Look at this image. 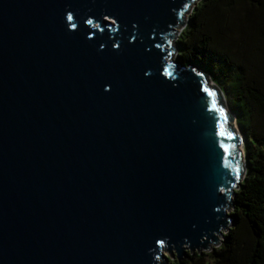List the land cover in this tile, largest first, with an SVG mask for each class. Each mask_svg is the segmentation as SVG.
Instances as JSON below:
<instances>
[{"label":"water","instance_id":"obj_1","mask_svg":"<svg viewBox=\"0 0 264 264\" xmlns=\"http://www.w3.org/2000/svg\"><path fill=\"white\" fill-rule=\"evenodd\" d=\"M200 1L0 0V264L221 246L247 137L211 75L173 59Z\"/></svg>","mask_w":264,"mask_h":264},{"label":"trees","instance_id":"obj_2","mask_svg":"<svg viewBox=\"0 0 264 264\" xmlns=\"http://www.w3.org/2000/svg\"><path fill=\"white\" fill-rule=\"evenodd\" d=\"M177 45L187 67H208L213 82L233 85V110L247 137L234 225L219 248L182 264H264V0H201Z\"/></svg>","mask_w":264,"mask_h":264},{"label":"rangeland","instance_id":"obj_3","mask_svg":"<svg viewBox=\"0 0 264 264\" xmlns=\"http://www.w3.org/2000/svg\"><path fill=\"white\" fill-rule=\"evenodd\" d=\"M191 14H192V13H190L189 15H187V18H189ZM182 32H183V31H181V34H182ZM181 34H180V35H181ZM180 35H178V39H179ZM178 39H177V41H178ZM173 59H174V60H178V54H177V53L175 54V56H174ZM204 71L209 72V68H208V67H207V68L205 67ZM209 82H210L209 84H210L211 86L218 87V88L220 89L221 96H222V99H223V102H224L226 108H227L228 111H229L230 113H232V114L234 115V117H235V121H234L233 124H232V122H231V125H232V126L234 125V127H235L240 133H242V131H241V129H240L238 123H237V117H236V114H235V112H234V110H233V107H234V99H235V89H234L233 85H232L230 82H228V81H226V82L223 81V82H220V83H215V82L209 80ZM242 134H243V133H242ZM242 148L245 149V144L242 145ZM231 212H232V210H230V213H231ZM188 254H190L189 251H188ZM197 254H198V253H196L194 256H197ZM205 254H207V253H205ZM203 255H204V254H203ZM164 256L168 259L167 264H178V260H177V258H176V257H173V259H172L171 256H170V254H169V252L164 251ZM187 260H189L188 257H187L186 259H183L182 263L185 262V261H187ZM207 260H208V258H207ZM160 264H163V262L160 261Z\"/></svg>","mask_w":264,"mask_h":264},{"label":"clouds","instance_id":"obj_4","mask_svg":"<svg viewBox=\"0 0 264 264\" xmlns=\"http://www.w3.org/2000/svg\"><path fill=\"white\" fill-rule=\"evenodd\" d=\"M69 17H71V19H69ZM72 19H73V13L72 12H68L67 13V15H66V20H67V22H70V21H72ZM93 23V18H88L87 20H86V24H88V25H91ZM76 27H77V25L76 24H71L70 26H69V29L70 30H76ZM135 27V26H134ZM118 28H119V25L117 24V26H116V29L118 30ZM133 40H135V37H133L132 38ZM114 48H119V44L117 43V44H115L114 45ZM107 90V89H106Z\"/></svg>","mask_w":264,"mask_h":264},{"label":"snow or ice","instance_id":"obj_5","mask_svg":"<svg viewBox=\"0 0 264 264\" xmlns=\"http://www.w3.org/2000/svg\"><path fill=\"white\" fill-rule=\"evenodd\" d=\"M169 75H171V73H168ZM213 107H215V102L213 103ZM221 115H223V113L221 112ZM238 171V170H237Z\"/></svg>","mask_w":264,"mask_h":264}]
</instances>
